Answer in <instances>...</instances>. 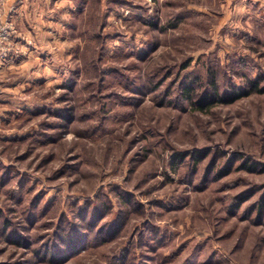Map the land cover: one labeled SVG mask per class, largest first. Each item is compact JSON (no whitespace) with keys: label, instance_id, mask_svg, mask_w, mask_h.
<instances>
[{"label":"rangeland","instance_id":"1","mask_svg":"<svg viewBox=\"0 0 264 264\" xmlns=\"http://www.w3.org/2000/svg\"><path fill=\"white\" fill-rule=\"evenodd\" d=\"M4 3L0 264H264V0Z\"/></svg>","mask_w":264,"mask_h":264},{"label":"built area","instance_id":"2","mask_svg":"<svg viewBox=\"0 0 264 264\" xmlns=\"http://www.w3.org/2000/svg\"><path fill=\"white\" fill-rule=\"evenodd\" d=\"M14 32L15 28L13 22H0V64H3L8 61L9 58L13 57V54L10 53V51L12 50Z\"/></svg>","mask_w":264,"mask_h":264},{"label":"crops","instance_id":"3","mask_svg":"<svg viewBox=\"0 0 264 264\" xmlns=\"http://www.w3.org/2000/svg\"><path fill=\"white\" fill-rule=\"evenodd\" d=\"M30 2H31L30 4L34 8V9L32 8L33 14L35 15V13H36V15H38V20L36 18V20L38 21V23H37V29H39L41 26L43 28L46 24H48V27H50V28L51 27H55V25L57 24L56 21L55 22L51 21V19H49V17H46V20H44V19H43V21L41 20V18L44 16V14H46V16H47L48 13H51V11H53V7H51V5H49V0H30ZM8 3H9V0H5V3H4V5L2 7H4L5 4L7 6ZM27 15L29 17V14H26V16H25L26 18H28ZM3 17H1V8H0V20L1 21L3 20L2 19ZM44 21H45V23H44Z\"/></svg>","mask_w":264,"mask_h":264},{"label":"trees","instance_id":"4","mask_svg":"<svg viewBox=\"0 0 264 264\" xmlns=\"http://www.w3.org/2000/svg\"><path fill=\"white\" fill-rule=\"evenodd\" d=\"M233 93H236V92L233 91ZM241 96H242L241 93H236V97H234L231 100H235L237 98H240ZM206 100H207V96H205L201 101L198 102V104L200 105V110H202V108H205V107H210V106H208V104H210L209 103L210 101L208 103H206ZM204 103H206L205 106H203Z\"/></svg>","mask_w":264,"mask_h":264}]
</instances>
